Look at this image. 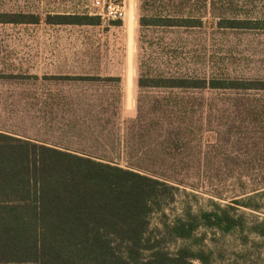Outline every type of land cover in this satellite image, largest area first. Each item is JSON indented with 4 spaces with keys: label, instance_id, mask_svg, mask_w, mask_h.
Segmentation results:
<instances>
[{
    "label": "trees",
    "instance_id": "16d2710c",
    "mask_svg": "<svg viewBox=\"0 0 264 264\" xmlns=\"http://www.w3.org/2000/svg\"><path fill=\"white\" fill-rule=\"evenodd\" d=\"M140 12L137 114L121 140L127 166L108 155L0 131V264H216L207 233L237 236L242 246L264 240V76H245L244 59L239 73L230 59L223 69L208 64L212 45L180 38L200 34L208 17L217 32L264 35V0H140ZM39 23L34 15L0 13V25ZM45 23L92 27L101 19L64 13L47 15ZM238 47L257 53L252 43ZM48 80L120 82L68 75ZM75 107L67 103L53 114L63 123L62 142L92 141L93 147L116 129L101 118L106 109L91 118L87 112L77 117ZM206 135L215 145L204 152ZM188 153L236 164L240 192L227 202L216 195L219 201L208 199L204 207L186 203L170 216L166 208L181 184L174 166Z\"/></svg>",
    "mask_w": 264,
    "mask_h": 264
},
{
    "label": "rangeland",
    "instance_id": "374dc122",
    "mask_svg": "<svg viewBox=\"0 0 264 264\" xmlns=\"http://www.w3.org/2000/svg\"><path fill=\"white\" fill-rule=\"evenodd\" d=\"M96 1L100 2V8H97ZM110 2L124 6L123 20L100 17L101 25L92 27L45 23L47 15L98 16L102 13V6ZM0 13L40 18L38 25H0V131L52 145H68L75 151L108 155L127 166L121 140L127 123L137 114L140 0H0ZM113 22L121 24L114 26ZM185 36L180 38L194 44L206 42L212 45L206 53L208 64L213 62L223 69L230 59L233 73H239V63L244 59L249 67L244 72L245 76H264V35L217 32L208 17L200 34ZM250 43L256 46L257 53L253 57L238 47L239 44ZM67 75L114 77L120 82L100 84L48 80ZM48 94L55 95V100L47 99ZM67 103L76 106L73 109L77 117L87 112L93 118L106 109L101 118H109L116 129L106 131L93 147L90 145L92 141L89 144L85 140H76L70 145L67 141L62 142L63 133L59 129L63 123L53 114L59 115L60 107ZM99 105L103 107H91ZM47 106H50L49 112ZM44 114L47 115L44 117ZM66 115L69 116L68 113ZM203 143V151H211L213 146L207 144L215 145V140L212 135H206ZM226 151L228 154L229 149ZM192 154L188 153L174 166L179 172L175 177L181 184L175 203L166 208L170 216L178 214L186 203L204 207L208 199L219 201L216 195L221 196V202H227L240 192V170L236 164L223 161L221 157L219 160L211 157L195 159ZM230 154L235 157L237 150L233 149ZM158 226V219L153 216L151 228ZM205 243L216 252V264H264L263 239H254L249 245L242 246L237 236L223 238L209 232Z\"/></svg>",
    "mask_w": 264,
    "mask_h": 264
},
{
    "label": "built area",
    "instance_id": "2783aa9c",
    "mask_svg": "<svg viewBox=\"0 0 264 264\" xmlns=\"http://www.w3.org/2000/svg\"><path fill=\"white\" fill-rule=\"evenodd\" d=\"M97 8H100V2H95ZM99 17L107 18L112 21H121L125 16V8L123 5L107 3L102 6V13L97 14Z\"/></svg>",
    "mask_w": 264,
    "mask_h": 264
}]
</instances>
